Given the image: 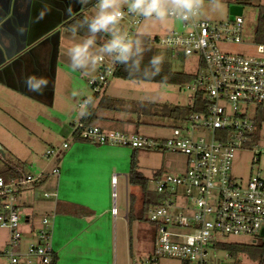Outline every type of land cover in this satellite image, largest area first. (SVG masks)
I'll return each instance as SVG.
<instances>
[{"label": "built area", "instance_id": "built-area-1", "mask_svg": "<svg viewBox=\"0 0 264 264\" xmlns=\"http://www.w3.org/2000/svg\"><path fill=\"white\" fill-rule=\"evenodd\" d=\"M121 11L120 21L127 26H120L134 37L133 27L140 24L142 17L129 14L126 8ZM170 18L179 21L180 28L162 37H150V43L167 50L170 56L197 58L198 70L190 74L186 84L193 97L189 107L196 110L176 120L167 138L83 127L80 121L73 126L72 138L99 146L184 156L187 165L183 173L155 177L158 200L146 212L147 221L156 227L154 247L137 264H159L162 258L209 264L207 251L224 243V236L258 237L264 229V179L256 172L244 183L231 177L234 152L253 141L257 132L255 109L264 105V43H254L251 55L223 49L225 45L245 44L239 16L220 23L201 17ZM96 63V76L88 78L87 84L94 93H100L113 77L117 62L103 55ZM197 95L201 98L198 101ZM85 101L78 104L79 109ZM68 147L69 143L63 142L60 148L46 150L45 155L58 158ZM59 172L55 167L51 174L58 176ZM43 176L21 171L17 178L9 180L0 176V229L9 235L5 253L9 264H20L22 258L25 264H31L30 256L38 257L41 264L52 263V214L41 216L37 241L29 243L25 253L19 250V193L39 183ZM115 184L116 176L112 178L113 188ZM50 196L44 193V197ZM112 212L116 213L115 207ZM259 264H264V252Z\"/></svg>", "mask_w": 264, "mask_h": 264}, {"label": "crops", "instance_id": "crops-1", "mask_svg": "<svg viewBox=\"0 0 264 264\" xmlns=\"http://www.w3.org/2000/svg\"><path fill=\"white\" fill-rule=\"evenodd\" d=\"M94 6L85 11L87 16L93 13ZM124 8L126 7L121 0V10ZM81 11L82 0H0V14L5 16L0 17V113L4 116L5 125L12 121L8 115L9 110L17 111L22 108L16 101L18 97H25L43 107L53 106L60 46L65 42L63 37L82 39L78 35L71 36L62 25ZM68 46L63 47L67 49ZM99 46H94L97 52ZM76 72L80 76L89 73L88 68ZM33 73L48 81L42 93L30 92L25 87L24 78ZM95 73H89L87 77L91 78ZM61 86L59 80V87ZM1 91L9 93L16 102L8 106ZM88 99L82 98L80 102ZM80 102L76 104L79 113ZM81 116L80 114L77 121ZM99 116L94 124L101 129L117 130L113 128L121 126L124 130L122 132L138 133L134 122L114 111L99 112ZM170 129L171 126H168V134ZM67 136L71 141L63 142H68L69 147L61 151L60 157L51 158L42 167L31 166L28 172L23 167L10 165L24 174H44L39 183L28 186L19 193L22 212V239L19 250H25L29 243L37 241L40 217L52 214L50 245L56 258L55 264H137L152 253L155 237L151 246L147 238L148 230L134 224L137 238L133 241V219L144 220L147 210L157 202L158 195L154 201L146 195H142L141 200L137 201L135 197L128 199L125 190V206L120 212L117 210L113 214L116 203L112 178L116 176V187H126L132 152L124 147L99 146L76 141L72 138V131ZM61 144L57 148H60ZM0 149L3 152L0 153L1 169L6 164L1 159L5 153L16 152L14 147H10L1 139ZM186 165L185 158L181 173L185 171ZM55 167L60 170L58 176L51 174ZM161 174L157 171L155 175ZM44 193L51 196L46 198ZM8 238V232L0 229V248H3V251L7 249ZM136 253L140 259H136ZM173 260L175 259L162 258L159 264H171L170 261ZM32 263L34 262L31 260ZM0 264H9L3 253L0 254Z\"/></svg>", "mask_w": 264, "mask_h": 264}, {"label": "rangeland", "instance_id": "rangeland-1", "mask_svg": "<svg viewBox=\"0 0 264 264\" xmlns=\"http://www.w3.org/2000/svg\"><path fill=\"white\" fill-rule=\"evenodd\" d=\"M202 2L208 5L213 0H202ZM215 2L218 3L217 9L208 16H200L201 18L216 23L231 21L229 20L230 11L233 7H238L240 13L236 16L241 17L243 20L242 42L245 44L225 45L223 49L231 53L253 54V38L257 18L256 8L259 5H264V0H243L242 2H238L237 0H215ZM120 24L123 27L127 26L124 20L120 21ZM179 28V21L170 17L163 23L142 18L140 24L134 26L133 30L136 35L162 37L170 31L174 29L178 30ZM105 35L107 36V34ZM63 38L65 42L60 46L59 71L53 106L43 107L30 99L18 97L16 101L22 108H19L20 110L17 111L9 110L8 115L12 121H8L9 123L5 125L3 122L4 116L0 113V139L10 147H14L16 152L15 154L7 152L4 158H1L3 163L5 161L7 165L23 167L26 169L25 171L30 172L31 166L35 168L42 167L51 160L53 157L45 155L46 150L56 149L64 140L71 141L67 135L72 131L75 122L80 116L76 104L82 98H92L94 95L93 90L87 84V76L89 73H97L98 63L90 65L88 67L89 73H83L80 76L76 72L77 70L71 67L68 48L63 47L68 46L72 39L69 36ZM159 50H161L160 52L165 51L163 49ZM92 51L96 53L97 49L93 47ZM167 60L170 63L172 72L177 74L189 75L198 70L197 58L195 56L182 58L179 55H169L167 56ZM62 66L64 70H62ZM96 73L93 75L94 77ZM59 80L62 83L61 87H59ZM186 84L187 82L180 80L175 82H145L110 77L108 83L100 93L118 102L117 110L114 112L134 122L138 133L162 139L169 136L168 126L174 125L175 121L171 120V118L157 115L158 110L163 106L178 108L189 106L193 97L191 92L186 88ZM1 93L4 94L8 106L16 102L6 91H1ZM113 129L124 131L121 126H116ZM129 150L130 152L133 151ZM255 158H257V161L254 160ZM0 164L2 165L1 161ZM184 166L185 157L182 155L145 150L138 151L136 169L141 177L147 180L146 187L142 189L140 186L129 183L126 184V187H120V185L114 186L113 192L115 195L113 197L116 203V211L120 212L125 206V190L128 199L135 197L137 201H140L142 195H146L150 197L151 201H154L157 198L154 183L156 172L158 171L162 174H180ZM252 172H256L264 179V124L257 129L251 144L243 150L235 151L232 159L231 177L234 181L244 183L250 178ZM32 175L36 174L32 173ZM40 198H42L41 194ZM37 202H34V204H37ZM133 220V241L137 238L134 231L135 224L148 230L147 238L149 244L153 246L156 227L148 222L146 218L141 221L136 218ZM263 237L224 236L222 242L260 245L262 244ZM4 251L3 248H0V254L3 253L5 255L6 250ZM21 252L25 253L26 248ZM136 254V259H140L139 255L137 254L136 256ZM29 259L34 262L32 264L40 262L36 256H30ZM206 259L209 264H258V260H253L246 254L239 253L233 257L221 248L209 249ZM170 262L171 264H179L177 260ZM20 264H25L24 258L21 259Z\"/></svg>", "mask_w": 264, "mask_h": 264}, {"label": "clouds", "instance_id": "clouds-1", "mask_svg": "<svg viewBox=\"0 0 264 264\" xmlns=\"http://www.w3.org/2000/svg\"><path fill=\"white\" fill-rule=\"evenodd\" d=\"M123 6L129 14L163 23L169 17L187 20L208 16L217 9L218 3L215 0L208 5L202 0H123ZM122 15L121 0H96L93 13L71 27L70 34L73 37L85 27L88 33L80 40L72 39L69 42L68 57L74 70L86 69L94 65L99 56L107 55L123 64L130 73L142 71L145 77L159 74L163 62V57L159 54L151 56L148 66L141 69L144 53L148 49L143 47L138 36L133 37L120 26ZM98 33L107 34V39L99 46L98 52L94 53L92 49L96 45ZM24 84L30 92L42 93L48 81L33 73L24 78ZM89 103L91 98L83 103L81 115L87 114Z\"/></svg>", "mask_w": 264, "mask_h": 264}, {"label": "trees", "instance_id": "trees-1", "mask_svg": "<svg viewBox=\"0 0 264 264\" xmlns=\"http://www.w3.org/2000/svg\"><path fill=\"white\" fill-rule=\"evenodd\" d=\"M238 2H242L243 0H237ZM96 0H82V11L76 15H74L71 19L63 23V27L70 32V29L73 25L82 21L85 17H88L85 14V11L95 5ZM257 18L254 29V43H264V5H259L256 8ZM78 36L84 37L88 35L87 29L82 28L80 32L77 34ZM139 37L142 41V45L144 48L148 49L144 53L143 60L141 62V69L145 66H148V60L153 55H161L163 57V62L160 65V72L155 76L145 77L143 72H129L125 69L123 64L117 63L115 71L113 73V77L116 79L122 80H132V81H145V82H175V81H185L188 82L190 80L191 75H181L172 72L170 63L167 60V56L170 55V52L167 50L160 52L158 48L154 47L150 43V37L146 35H135L134 37ZM107 36L104 34L98 33L96 36V45H101L105 42ZM150 67V66H149ZM200 95L195 96V100H200ZM118 102L106 97L101 93H94L91 98V103L87 106V114L82 115L79 119L81 126H95L94 122L98 120L99 112H107V111H115L117 110ZM196 109H192L189 106L184 108L178 107H167L163 106L158 110L157 115L171 118V120H179L183 119L189 113L195 111ZM255 122L257 129L260 128L264 124V105L257 106L255 109ZM73 136V135H72ZM140 150H133L130 157V169L128 173V183L135 186H140L142 189H145L147 180L137 172V153ZM0 176L4 178V180H9L10 178H17L19 176V172L11 167L10 165L4 164L0 169ZM146 211V208H145ZM217 248H221L228 252L230 256H236L237 254H246L253 260H258V264L261 260L262 254L264 252V237L262 244L254 245V244H237V243H221L217 245ZM56 258L53 254L52 263L55 264ZM183 264H187L186 262H182Z\"/></svg>", "mask_w": 264, "mask_h": 264}, {"label": "water", "instance_id": "water-1", "mask_svg": "<svg viewBox=\"0 0 264 264\" xmlns=\"http://www.w3.org/2000/svg\"><path fill=\"white\" fill-rule=\"evenodd\" d=\"M9 1V0H8ZM6 13H8V8L6 9ZM240 13V9L238 7H233L230 11L229 20H233V18ZM0 17H5L4 15L0 14ZM0 57L2 59V52L0 50ZM0 153L3 154L2 150L0 149ZM255 173V172H254ZM261 235L264 236V229L261 231Z\"/></svg>", "mask_w": 264, "mask_h": 264}]
</instances>
